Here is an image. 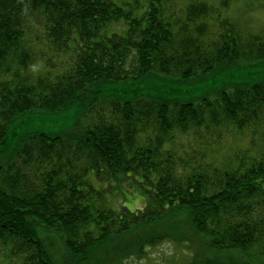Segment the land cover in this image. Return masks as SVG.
<instances>
[{"label":"trees","instance_id":"trees-1","mask_svg":"<svg viewBox=\"0 0 264 264\" xmlns=\"http://www.w3.org/2000/svg\"><path fill=\"white\" fill-rule=\"evenodd\" d=\"M230 2L0 0V141L18 116L61 111L93 85L264 61V28L238 24ZM83 121L74 133L23 137L0 164V264H56L39 226L85 258L179 210L209 244L264 262V79L195 101L103 96ZM227 136L250 144L218 165L208 152ZM135 184L142 208L108 201Z\"/></svg>","mask_w":264,"mask_h":264},{"label":"rangeland","instance_id":"rangeland-1","mask_svg":"<svg viewBox=\"0 0 264 264\" xmlns=\"http://www.w3.org/2000/svg\"><path fill=\"white\" fill-rule=\"evenodd\" d=\"M215 1V0H210ZM230 15L252 31L264 28V0H231ZM264 79V61L223 63L210 72L188 79L148 74L116 83L93 85L86 94L58 112L32 111L14 119L5 139L0 141V164H8L23 137L34 132L51 135L77 132L83 124L84 111L103 96L125 98L146 94L161 99L198 100L233 84L255 83ZM248 137L227 136L213 146L208 156L216 164L226 165L239 149L249 145ZM107 186V182H96ZM124 185V184H123ZM144 191L135 184L131 190L118 185L108 195L112 205L122 203L130 209L142 208ZM48 254L56 264H264L254 257H242L237 249H219L197 232L187 212L175 211L130 230L113 235L83 258L69 251L55 230L38 227ZM141 251L132 255L134 251Z\"/></svg>","mask_w":264,"mask_h":264}]
</instances>
